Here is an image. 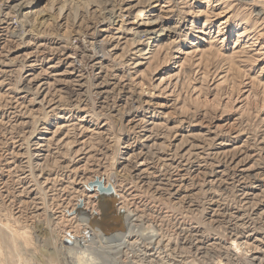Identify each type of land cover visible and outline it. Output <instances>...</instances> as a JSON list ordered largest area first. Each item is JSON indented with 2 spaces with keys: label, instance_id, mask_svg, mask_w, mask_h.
<instances>
[{
  "label": "rangeland",
  "instance_id": "rangeland-1",
  "mask_svg": "<svg viewBox=\"0 0 264 264\" xmlns=\"http://www.w3.org/2000/svg\"><path fill=\"white\" fill-rule=\"evenodd\" d=\"M25 1L0 0V264H67L92 234L78 208L104 211L96 178L168 241L147 258L133 238L121 264L264 263V0H84L29 21ZM140 13L176 35L134 39Z\"/></svg>",
  "mask_w": 264,
  "mask_h": 264
},
{
  "label": "bare ground",
  "instance_id": "bare-ground-1",
  "mask_svg": "<svg viewBox=\"0 0 264 264\" xmlns=\"http://www.w3.org/2000/svg\"><path fill=\"white\" fill-rule=\"evenodd\" d=\"M2 1H3L4 5H6V4L8 5V3H9L8 0L7 1L2 0ZM23 1H25V0H23ZM80 3H85V2H84V0H28L25 2H20L17 5L15 4L16 6H14V11L16 13H18L22 18L27 19L29 21L28 18H30V16H32V15H35L36 13H40L42 18H48L50 16V14L48 12L49 8L61 9V10H62V8H65V9L70 8L71 9V6L75 5L76 7L74 8V10L77 11L78 5ZM96 4L94 1L91 0L87 6H90L91 8H93V7H96ZM40 6H42L41 9H39ZM11 8H13V7L11 6ZM37 9H39V10H37ZM99 9H101V8H99ZM122 9L121 10L124 12H128L131 10L129 8V6L127 8H122ZM38 11H40V12H38ZM51 11L52 10H50V12ZM106 12H105V14H107ZM66 13H67V11H66ZM52 14H53V12H52ZM59 14H61V12ZM68 17L69 16H67V18ZM22 18H21V20H22ZM110 18L116 19V18H120V16L112 13ZM103 19H105V18H103ZM107 21H109V20H107ZM167 21H168V18L166 19V18H163L162 16L161 17L160 16L154 17V15H153L150 18L148 15L140 13L138 20L136 21V24H137L136 27L131 29L132 35H133L134 39H138V40H142L141 38H148L149 40H152V39L160 40L162 38V39L166 40V39H168V37H171L172 34L176 35V33L178 31L177 27H170L169 25H167L168 24ZM98 47H100V46H98ZM98 51H99V49H98ZM103 51H105V50H103ZM102 55H103V53H102ZM52 111H55V109ZM39 140H43V139H39ZM49 146H50V144H49ZM39 147H40V145H39ZM106 186H110V185L108 183H106ZM114 193H115V196H114V198H112L114 202H112V204L110 203V201L112 199H110V200L104 199L105 202H103V204H100L102 207V210H104L103 212H99V211L97 212L96 211V212L90 213L89 210H87L88 208L86 209L85 207L81 206L78 208V210H79L78 213L76 212V217L74 215H72V216H74L73 219L78 218L77 221L79 223L82 222L84 224L82 226L86 227L88 229V231L92 232V234L91 235L86 234V236H83L82 238H75L76 245L74 246V249H70V248L67 249V251H70V252L72 251L74 255H70V253L68 254L69 256L66 255L67 259H66L65 263H67V264H121V260L119 257L125 255V253L129 250L130 246L133 243L138 245L141 249L145 250L144 254L147 255V258H150V257L155 258V256L159 257L160 255H162L166 252H169L168 241H165V243H162V236L160 235V232L158 234L156 232L154 233V231L142 229V227L144 226V225H140V223H142V219L136 213H134V211H128V209H125L124 207H118L117 211L115 210V207L118 204V203L114 204V203H116L115 199L119 198L120 196L117 193V191H115V189H114ZM91 197L96 198L98 196L95 195V196H91ZM117 201H119V200H117ZM112 207L115 211L111 209ZM110 210H112L114 213L116 212L115 213L116 218H113L111 223H110L113 225L112 230H109V227H110L109 221L110 220H108V218H112V215H107V212L109 211L108 213H110ZM103 215H104V220L102 219ZM71 219H72V217H71ZM103 222H104V224H103ZM94 230L96 232H94ZM93 232H94V234H93ZM133 238H135L138 241L131 243L130 240H133ZM245 244L246 243H242V242L241 243H238V242L235 243L234 242L232 246L234 247L235 251L237 250V251H242V252L246 253L248 251H246V247H245L246 245ZM75 254L78 255V257H75L76 256ZM79 256L80 257L83 256V257L80 258ZM85 256H86V258H85ZM79 258L80 259L85 258V259H83V261H81ZM128 260L129 261L126 264L135 263L133 261V259L129 258ZM153 260L151 259V262H154ZM260 263L261 262H259V264Z\"/></svg>",
  "mask_w": 264,
  "mask_h": 264
},
{
  "label": "water",
  "instance_id": "water-1",
  "mask_svg": "<svg viewBox=\"0 0 264 264\" xmlns=\"http://www.w3.org/2000/svg\"><path fill=\"white\" fill-rule=\"evenodd\" d=\"M96 179L94 183L90 184L91 191L97 190L98 194H100V196H98L100 200L112 199L115 196L113 186H106L103 180L99 178Z\"/></svg>",
  "mask_w": 264,
  "mask_h": 264
},
{
  "label": "built area",
  "instance_id": "built-area-1",
  "mask_svg": "<svg viewBox=\"0 0 264 264\" xmlns=\"http://www.w3.org/2000/svg\"><path fill=\"white\" fill-rule=\"evenodd\" d=\"M257 264H259V262H258ZM261 264H264V263H263V262H261Z\"/></svg>",
  "mask_w": 264,
  "mask_h": 264
}]
</instances>
